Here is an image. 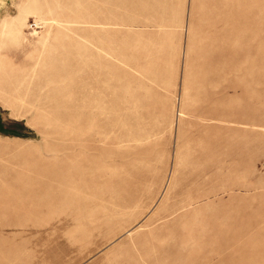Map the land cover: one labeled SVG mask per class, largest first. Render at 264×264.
I'll list each match as a JSON object with an SVG mask.
<instances>
[{"label": "rangeland", "instance_id": "obj_1", "mask_svg": "<svg viewBox=\"0 0 264 264\" xmlns=\"http://www.w3.org/2000/svg\"><path fill=\"white\" fill-rule=\"evenodd\" d=\"M0 264H264V0H0Z\"/></svg>", "mask_w": 264, "mask_h": 264}]
</instances>
